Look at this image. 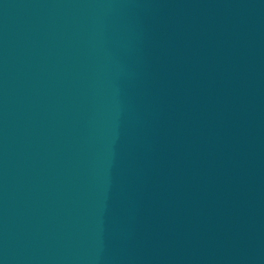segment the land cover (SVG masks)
Instances as JSON below:
<instances>
[{"label": "water", "instance_id": "water-1", "mask_svg": "<svg viewBox=\"0 0 264 264\" xmlns=\"http://www.w3.org/2000/svg\"><path fill=\"white\" fill-rule=\"evenodd\" d=\"M0 264H264V0H0Z\"/></svg>", "mask_w": 264, "mask_h": 264}]
</instances>
